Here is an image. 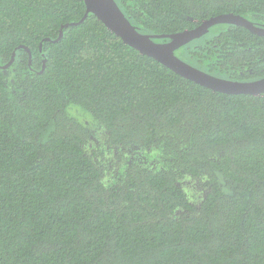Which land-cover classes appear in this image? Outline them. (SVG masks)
<instances>
[{"label": "trees", "instance_id": "1", "mask_svg": "<svg viewBox=\"0 0 264 264\" xmlns=\"http://www.w3.org/2000/svg\"><path fill=\"white\" fill-rule=\"evenodd\" d=\"M115 1L146 35L264 28V0ZM85 13L0 0V264H264V95L186 80L92 14L56 42ZM210 32L175 55L264 78L263 36Z\"/></svg>", "mask_w": 264, "mask_h": 264}, {"label": "water", "instance_id": "2", "mask_svg": "<svg viewBox=\"0 0 264 264\" xmlns=\"http://www.w3.org/2000/svg\"><path fill=\"white\" fill-rule=\"evenodd\" d=\"M86 13L77 24H66L62 27L56 42L62 40L64 30L71 26L84 23L90 14L97 17L105 27L121 38L122 41L140 54L148 56L176 75L199 84L213 92L227 95H264V78L250 82L231 81L206 73L175 55V53L192 42L204 37L212 28L219 25H233L248 29L253 34L264 37V28L256 26L253 22L240 15L224 14L204 21L200 25L174 35H146L142 34L122 12L115 0H84ZM156 40H169L158 43ZM29 53L30 65L32 52ZM43 57V69L46 70V61L43 56L42 44L40 45ZM11 64H9L10 66Z\"/></svg>", "mask_w": 264, "mask_h": 264}, {"label": "rangeland", "instance_id": "3", "mask_svg": "<svg viewBox=\"0 0 264 264\" xmlns=\"http://www.w3.org/2000/svg\"><path fill=\"white\" fill-rule=\"evenodd\" d=\"M210 34H211V32L209 31L205 36L210 35ZM69 112H70V113H74V115L77 116V119H79V120H81V121H83V120H85V119H88L89 116L91 117V115H89V114L83 112L82 110L76 109V108H74V107H71V108L69 109ZM83 122H84V121H83ZM88 123H89V122H88Z\"/></svg>", "mask_w": 264, "mask_h": 264}]
</instances>
